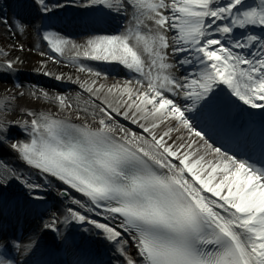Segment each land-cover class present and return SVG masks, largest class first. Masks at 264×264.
<instances>
[{
	"label": "snow or ice",
	"instance_id": "6c2138e0",
	"mask_svg": "<svg viewBox=\"0 0 264 264\" xmlns=\"http://www.w3.org/2000/svg\"><path fill=\"white\" fill-rule=\"evenodd\" d=\"M0 30V264H264V0H0Z\"/></svg>",
	"mask_w": 264,
	"mask_h": 264
},
{
	"label": "bare ground",
	"instance_id": "6f19581e",
	"mask_svg": "<svg viewBox=\"0 0 264 264\" xmlns=\"http://www.w3.org/2000/svg\"><path fill=\"white\" fill-rule=\"evenodd\" d=\"M13 39H14L13 37H11L8 34H6L5 32H3V30H0V46L7 45V44L11 43ZM20 39L22 41H25L26 43H30L31 40L34 39V38H29L28 36H26V38H23L21 36ZM13 54L15 55L16 53H13ZM37 59H38V57H36L35 55H32V56L28 57V61L29 62L27 64V67H25L23 69V75L27 74V70H31L32 71V69L36 66V60ZM52 70L55 71L57 69L53 68ZM24 79L30 80L28 78H24ZM45 79H47L49 84L55 82V81L49 80L48 78H45Z\"/></svg>",
	"mask_w": 264,
	"mask_h": 264
}]
</instances>
